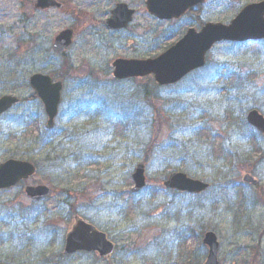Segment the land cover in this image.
Instances as JSON below:
<instances>
[{
  "label": "rangeland",
  "instance_id": "obj_1",
  "mask_svg": "<svg viewBox=\"0 0 264 264\" xmlns=\"http://www.w3.org/2000/svg\"><path fill=\"white\" fill-rule=\"evenodd\" d=\"M66 1L87 17L0 0V96L23 99L0 117V162L27 159L36 166L32 177L0 192V261L202 264V237L212 231L218 264H264V137L245 121L252 108L264 115V43H217L202 69L175 85L152 87L151 97L143 95L150 77L116 82L111 67L116 57L156 56L187 28L227 24L260 0H207L169 21L149 15L145 0H127L138 14L114 36L100 24L103 0ZM72 25L79 31L71 49L55 53L54 37ZM35 72L63 82L51 130L28 86ZM93 105L99 110L92 114L86 109ZM138 163L146 184L133 193ZM175 171L209 188L200 194L165 189L163 181ZM246 173L253 182L242 181ZM36 184L50 189L39 204L24 194ZM70 213L116 231L109 261L62 254Z\"/></svg>",
  "mask_w": 264,
  "mask_h": 264
},
{
  "label": "water",
  "instance_id": "obj_2",
  "mask_svg": "<svg viewBox=\"0 0 264 264\" xmlns=\"http://www.w3.org/2000/svg\"><path fill=\"white\" fill-rule=\"evenodd\" d=\"M203 1L205 0H147L146 4L151 14L160 19H169L179 17L188 8ZM51 5L54 4L49 0H37L35 7L47 8ZM123 7L124 5L118 6L112 11V17L106 21L108 27L124 26L130 20L131 11H124ZM71 34V30L61 32L55 39L54 49L60 52L66 48L70 44ZM259 39H264V0L245 5L227 25L206 23L199 32L189 29L180 41L155 59L116 60L113 63V75L117 79H122L153 74L159 84L174 83L191 70L201 67L204 64L205 53L214 43L223 40L242 42ZM29 84L44 105L48 117L46 127H52L60 102L61 82L53 83L49 76L36 73L30 76ZM17 101L18 99L13 96L0 97V114ZM247 121L264 134V118L256 110L248 113ZM34 171V166L27 161L8 159L0 163V189L12 187L18 181L27 179ZM131 178L134 183L133 192L145 185L143 165L139 164L135 167ZM243 181L251 183L253 179L245 174ZM163 184L165 188L193 194L204 191L208 186L207 183L189 178L182 172L170 173ZM25 193L31 199L38 200L47 195L49 189L45 186H27ZM202 243L208 248L203 264H217L219 244L216 235L211 231L206 232ZM112 248L113 245L106 240L104 234L97 232L78 217L74 218V224L66 235L65 253L86 249L97 250L100 256H108Z\"/></svg>",
  "mask_w": 264,
  "mask_h": 264
},
{
  "label": "flooded vegetation",
  "instance_id": "obj_3",
  "mask_svg": "<svg viewBox=\"0 0 264 264\" xmlns=\"http://www.w3.org/2000/svg\"><path fill=\"white\" fill-rule=\"evenodd\" d=\"M34 1L35 0H27L26 2L24 3H31L32 5V8L34 6ZM54 4H55V7H50V8H55L56 10H58L59 12H61L62 14L64 15H73V17H79V16H85L87 17L86 13L83 12V11H79L77 10V8H74L70 5V3L66 0H54ZM85 1H90V0H85ZM100 1V0H99ZM102 3H104L106 6H107V9L105 10L103 16H104V20H102L100 22V24L102 25L103 29L106 31V33H108L110 36L111 35H115L116 33H120V32H126L133 24V21H134V17L136 16V14H138V11L137 9L135 8H131L128 3H127V0H103ZM121 5H125L122 9L125 11V10H132V20L128 23H126L124 26H120V27H108L106 25V21L107 19H109L111 17V14H112V11L115 10L118 6H121ZM50 8H47L45 10H48ZM34 11H37V12H44L45 10H38L36 8H33ZM120 15H121V11H120ZM171 20H174V19H171ZM169 21V20H167ZM72 30H73V34H72V42H71V45L66 49L64 50L63 52H61L60 54L63 55L64 53L68 52V50L71 49V46L73 45V42H74V38L77 36V33H78V29L76 25H72V26H69ZM68 27V28H69ZM134 41V38L132 36H130V38L128 39L127 41V44H131L132 42ZM53 42H54V39H53ZM52 42V44H53ZM149 57H146V58H141L139 56H135V57H127V58H124V57H116L113 61L117 60V59H123V60H128V59H137V60H142V59H147ZM20 102H22V100H20ZM84 221H86L85 219H83ZM87 223L89 224H92L90 221H86ZM93 225V224H92ZM67 231H65L66 233ZM65 233H64V236H65ZM114 239L112 236L110 238V240ZM76 254H87V255H94L95 257H97L99 260H102L96 253L94 252H88V251H77V252H74L72 254H68L69 256H73V255H76ZM66 255V256H68Z\"/></svg>",
  "mask_w": 264,
  "mask_h": 264
},
{
  "label": "trees",
  "instance_id": "obj_4",
  "mask_svg": "<svg viewBox=\"0 0 264 264\" xmlns=\"http://www.w3.org/2000/svg\"><path fill=\"white\" fill-rule=\"evenodd\" d=\"M240 80H241V79H240ZM151 84H152V83H151ZM152 86H155V84H154V85H152ZM150 91H151V90H149V91H148V89L146 90V92H150Z\"/></svg>",
  "mask_w": 264,
  "mask_h": 264
}]
</instances>
